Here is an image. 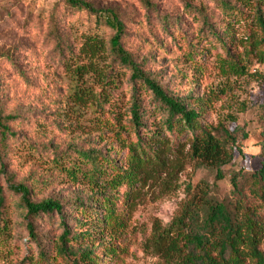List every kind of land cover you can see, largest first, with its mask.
I'll return each mask as SVG.
<instances>
[{
  "label": "rangeland",
  "instance_id": "obj_1",
  "mask_svg": "<svg viewBox=\"0 0 264 264\" xmlns=\"http://www.w3.org/2000/svg\"><path fill=\"white\" fill-rule=\"evenodd\" d=\"M90 1L120 12L130 49L158 82L173 95L202 104V123L217 130L220 138L224 136L221 127L232 134L235 143H229L228 149L234 159L222 168L224 179L217 181V171L192 156L188 135L171 137L162 163L142 174L143 185L120 192L113 207L122 225L108 226L98 190L87 182H72L57 160L64 157L66 164L78 160L76 149L107 152L113 146L110 157L126 166V151L121 148L127 133L119 141L113 138L116 131L97 123L114 121L117 115L126 123L133 86L125 81L112 89L103 116L90 105H78L73 97L75 85L66 74L63 58L57 56L55 38L63 37L76 49L86 35L96 32L95 19L67 10L60 0H0V107L5 115L17 118L11 124L15 136L9 137L2 153L5 173L0 182L4 187L10 182L25 183L34 201L52 199L64 205L63 216L33 221L42 249L51 256L63 234V217L73 234L85 235L72 244L94 252L91 264H162L145 247L155 225L168 228L193 194L206 185L216 184L215 195L220 199L234 200L232 178L237 177L247 195L250 176L264 169V65L252 59L250 76L221 73L219 60L226 55L221 40L209 30L200 32L197 13L186 11L185 3L206 8L221 38L236 54H245L241 40L250 31L247 22L237 23L238 15L221 12L216 0H155L156 12L174 24L168 33L158 26L157 14L152 15V25L148 23L139 0ZM98 33L111 36L110 30ZM149 94L143 92L142 100L145 120L152 124L160 120V113ZM162 134L164 138L167 132ZM126 192H135L132 201L126 202ZM81 207L87 211L77 209ZM260 214L264 218V209ZM5 219L10 233L0 240V264H66L40 262L42 249L26 228V213L18 197L8 195Z\"/></svg>",
  "mask_w": 264,
  "mask_h": 264
},
{
  "label": "trees",
  "instance_id": "obj_2",
  "mask_svg": "<svg viewBox=\"0 0 264 264\" xmlns=\"http://www.w3.org/2000/svg\"><path fill=\"white\" fill-rule=\"evenodd\" d=\"M60 1L67 10L95 19L96 25V32L86 35L84 42L76 49L63 37L55 38L57 56L63 58L66 74L75 85V102L82 107L90 105L103 116L106 114L105 107L112 100L111 90L125 81L133 86L130 116L126 123L119 115L114 121L100 120L97 123V126L116 131L113 138L119 141L123 132L127 133L128 137L124 138L121 148L126 151V166L117 165L110 157L115 149L113 146L107 152L76 149L77 161L68 160L64 164V157L57 160L61 171L72 182H87L98 190L103 199L101 205L105 208L103 221L111 228L122 225L113 207L120 192L124 188L135 190L136 186L143 185L142 174L147 167L162 163V155L171 137L188 135L186 140L190 143L192 156L202 164L213 167L217 171V181L223 180L222 168L234 159L233 152L228 149L229 143H235L232 134L221 127L224 136L220 138L217 130L202 123V104L173 95L146 70L145 64L129 47L127 25L118 10L99 7L90 0ZM139 2L147 13L148 23L152 25V18L155 17L152 15L157 14L158 26L168 33L174 24L168 17L156 12L155 0ZM216 2L221 12L235 18L238 15L240 19L236 21L240 25L242 21L247 22L250 34L241 40L245 54H236L228 48L229 42L221 38L218 26L206 8L197 7L191 1L185 3V8L197 13L196 21L198 19L201 24V33L209 30L210 34L221 40L226 52L219 60L221 73L227 77L250 76L252 59L264 65V0ZM102 29L110 30L111 36L105 38L99 34L98 31ZM143 92L150 93L155 111L160 113V120L152 124L145 120ZM16 120V116L5 115L0 107V177L5 173L2 153L9 137L15 136L11 124ZM163 131L167 132L164 138ZM184 145L182 143L180 148ZM250 182L246 195L237 177L232 178L237 194L234 200L220 199L215 195L216 184L201 188L168 228L155 225L153 235L145 245L146 250L159 257L162 264H264V218L260 214L264 209V169L252 174ZM126 193V202L132 201L135 192ZM8 195L19 198V205L26 213V228L34 243L42 249L33 221L63 216L64 205L52 199L34 201L32 189L25 183L10 182L4 187L0 182V240L10 233L5 219ZM84 207L77 209L85 213L87 210ZM60 225L63 234L55 241V255L51 256L42 249L40 262L49 259L53 263H93L94 252L91 249L76 248L72 244L85 235L73 234L63 217Z\"/></svg>",
  "mask_w": 264,
  "mask_h": 264
}]
</instances>
